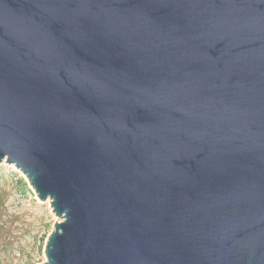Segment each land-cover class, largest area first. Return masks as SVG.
Listing matches in <instances>:
<instances>
[{"label":"water","instance_id":"water-1","mask_svg":"<svg viewBox=\"0 0 264 264\" xmlns=\"http://www.w3.org/2000/svg\"><path fill=\"white\" fill-rule=\"evenodd\" d=\"M2 163L40 264H264V0H0Z\"/></svg>","mask_w":264,"mask_h":264},{"label":"rangeland","instance_id":"rangeland-1","mask_svg":"<svg viewBox=\"0 0 264 264\" xmlns=\"http://www.w3.org/2000/svg\"><path fill=\"white\" fill-rule=\"evenodd\" d=\"M59 218L14 165H0V264H40Z\"/></svg>","mask_w":264,"mask_h":264}]
</instances>
